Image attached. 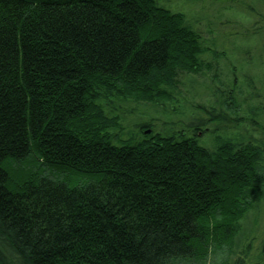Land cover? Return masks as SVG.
<instances>
[{
	"label": "trees",
	"instance_id": "trees-1",
	"mask_svg": "<svg viewBox=\"0 0 264 264\" xmlns=\"http://www.w3.org/2000/svg\"><path fill=\"white\" fill-rule=\"evenodd\" d=\"M189 20L159 0H0V264L251 261L264 106L246 111L257 82L239 68V90Z\"/></svg>",
	"mask_w": 264,
	"mask_h": 264
},
{
	"label": "rangeland",
	"instance_id": "rangeland-1",
	"mask_svg": "<svg viewBox=\"0 0 264 264\" xmlns=\"http://www.w3.org/2000/svg\"><path fill=\"white\" fill-rule=\"evenodd\" d=\"M159 3L173 11L183 12L190 19L189 22L194 24L195 28L203 35L206 41L209 40V43L214 48L215 44H218V48L221 50L220 53H227V56L223 54L225 55L224 58L230 57L227 60L228 64L226 62L225 65L227 69L233 70L231 68H234L237 71L239 75V90L244 92L246 87L240 69H243L247 75L255 79L257 82V96H260V98L245 100L246 111L249 109L257 111L253 107L256 102H259L258 105L264 106V3L262 1L159 0ZM230 61L236 63L230 65ZM222 62L223 65L220 69L223 72L225 70L224 60ZM209 78V75H201L195 76L193 80L192 77H187L186 81H189V83L193 81L191 83L195 87L199 86L200 94H203L207 92V89L212 88ZM244 93L246 94V91ZM183 95H185V91ZM250 104L253 106H249ZM182 105L183 103L180 105L183 108ZM186 110L187 108L184 111ZM254 116L256 114H253ZM256 129L258 130V127ZM250 132L253 131L251 130ZM253 135L254 137H258V139H264L262 131L253 132ZM251 218L252 216L250 215L245 220V224L249 225ZM255 226L257 231L251 237V246L248 250L245 248V255L243 253L244 249L238 253V255L243 254L242 258H245L244 256L251 258L250 262L247 261L244 264H254L257 262L255 257L264 247V199L260 205V212L257 215ZM258 264H264V252Z\"/></svg>",
	"mask_w": 264,
	"mask_h": 264
}]
</instances>
